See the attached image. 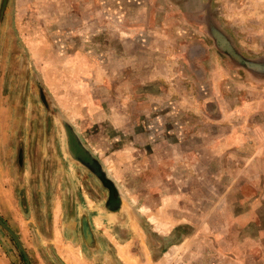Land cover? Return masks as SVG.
<instances>
[{
	"label": "rangeland",
	"instance_id": "rangeland-1",
	"mask_svg": "<svg viewBox=\"0 0 264 264\" xmlns=\"http://www.w3.org/2000/svg\"><path fill=\"white\" fill-rule=\"evenodd\" d=\"M172 4L0 0V219L29 264L87 226L76 186L130 207L148 264H264V0ZM0 264H24L1 227Z\"/></svg>",
	"mask_w": 264,
	"mask_h": 264
},
{
	"label": "crops",
	"instance_id": "crops-1",
	"mask_svg": "<svg viewBox=\"0 0 264 264\" xmlns=\"http://www.w3.org/2000/svg\"><path fill=\"white\" fill-rule=\"evenodd\" d=\"M201 2L202 0H173L172 5L177 11H185V9L189 11ZM4 130L5 129L1 127L0 192L5 190L6 192L9 191V193H12V189L7 190L3 187L6 185L5 181L10 183L8 177L12 170L11 163L8 161L12 153V148H9L10 144L6 142L4 139L5 137L2 136ZM60 178L61 174L59 176V179ZM11 180L13 181L14 179ZM61 189L63 188L60 183L59 189L58 187L54 189V193L60 195V201H58L59 199H55V201L51 199V201H53V204L57 201L56 207L64 208L65 205L62 206L63 197L61 196L63 190ZM76 189L78 193L77 197L81 200H76L75 205L72 207L76 212H74V216H71L73 222L70 224L73 229L74 227L80 226L79 222L84 215L87 219L86 232H81L79 228V230H76V233H74V230L72 232L69 228L68 233H65L62 226L58 227L60 223H50L47 231L49 232V237L42 235V237H40V244L37 245L40 252H43L42 257L45 260L43 262L41 261V264H58L57 261H61L63 264H127L120 256L118 246L122 247L124 253L135 257L138 262H142L143 264L152 262L154 258L157 261L160 260L159 256L162 257L163 253L160 255L159 251L149 249L145 234L136 220L132 217L130 207L127 206V204H121V202L117 204L115 201L109 203L106 199L98 200L96 196H92L93 192H89L88 190L84 191L81 186H76ZM123 203L125 202L123 201ZM68 207L69 205L66 204V208ZM33 208L35 210L36 204H34V207H31V210ZM124 209H127L128 212ZM29 216L32 217V214ZM33 216V225L38 226L37 228L39 229L40 222L36 220V214ZM95 217L100 221L99 226L94 224L93 218ZM28 221H30V219H27V222ZM80 227L81 230H83V225ZM31 229L33 233L37 231L33 226H31ZM46 248L49 249L50 252L47 253ZM133 250L135 251L133 252Z\"/></svg>",
	"mask_w": 264,
	"mask_h": 264
},
{
	"label": "water",
	"instance_id": "water-1",
	"mask_svg": "<svg viewBox=\"0 0 264 264\" xmlns=\"http://www.w3.org/2000/svg\"><path fill=\"white\" fill-rule=\"evenodd\" d=\"M0 227L9 235V237L14 242L16 248L18 249L19 253L23 258L24 264H29L28 257L16 234L1 219H0ZM83 231L84 233L86 232V226L84 224H83Z\"/></svg>",
	"mask_w": 264,
	"mask_h": 264
}]
</instances>
